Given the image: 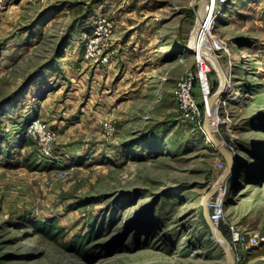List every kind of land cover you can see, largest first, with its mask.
Returning <instances> with one entry per match:
<instances>
[{
	"label": "rangeland",
	"instance_id": "1",
	"mask_svg": "<svg viewBox=\"0 0 264 264\" xmlns=\"http://www.w3.org/2000/svg\"><path fill=\"white\" fill-rule=\"evenodd\" d=\"M199 4L0 0V264H228L204 221L215 184L236 264H264V0H227L214 20L230 72L215 131L236 152L225 179L204 126L221 73L191 44ZM102 15L114 31L95 40ZM199 56L210 93L199 76L204 116L187 121L177 81Z\"/></svg>",
	"mask_w": 264,
	"mask_h": 264
},
{
	"label": "built area",
	"instance_id": "2",
	"mask_svg": "<svg viewBox=\"0 0 264 264\" xmlns=\"http://www.w3.org/2000/svg\"><path fill=\"white\" fill-rule=\"evenodd\" d=\"M211 3V14L213 17L216 13H218V10L227 3V0H209ZM221 14V13H220ZM220 14L217 16L220 17ZM214 17V18H217ZM96 18V19H95ZM93 18L94 21V29L91 35L92 37H95L97 40L98 38H103L105 35H108L112 31H114V21L107 15H102L99 17ZM108 26V27H105ZM215 28V26H214ZM222 41V39H220ZM103 41V40H102ZM90 46H98L99 42H94V39L90 40ZM222 48H225L222 46ZM208 60L204 59L203 57L199 56V65L197 67V70H190L187 71L184 75L179 77L177 81V95L178 100L180 102V111L183 116V118L187 121H196L199 118H201V110L199 107V100L197 99L196 92H194L195 85L197 83V79L200 76L201 80V86L202 90L207 97L209 95V89H206L208 86L209 78H208V70L210 69L209 64L207 63ZM208 79V80H207ZM209 92V93H208ZM40 125L39 122H36L34 124L35 129ZM106 129L108 131H114L115 126L111 123L106 124ZM217 202V200H216ZM212 212L211 216L214 221L220 220L224 217V213L222 211V205L221 204H215L214 201L211 202ZM231 235V242L233 243H239L241 242V234L240 232L232 227L230 230ZM231 245V244H230ZM239 264V257L237 258Z\"/></svg>",
	"mask_w": 264,
	"mask_h": 264
},
{
	"label": "bare ground",
	"instance_id": "3",
	"mask_svg": "<svg viewBox=\"0 0 264 264\" xmlns=\"http://www.w3.org/2000/svg\"><path fill=\"white\" fill-rule=\"evenodd\" d=\"M207 1L208 0L203 1L202 7L200 8V11H199L200 18L198 21L200 22V25H201V28L198 33L199 35L197 36L195 34L193 35L191 44L193 45V47H195L197 51L204 54L206 58L211 59L210 61L217 67V69L221 73L222 86L220 88V92L218 93V96H216L213 99L212 104L210 106L211 125L215 129L217 128L218 122L220 121L218 110L220 107L221 94L223 90L226 88V86L229 84L230 72L228 71V68L224 67V63L222 62V59L220 58L218 54H216L217 52H215L216 44L214 42L215 36L213 34V27H214V20H216L217 18H214V17H217L220 14V12L218 11V13H216L215 16L213 17V15L211 14L212 12L211 3ZM207 138L209 141H212L210 136H208ZM234 169H236V161L234 162ZM226 183H228V181ZM215 204H217V202H215ZM216 226L218 227L217 224ZM214 232L217 234L216 230ZM231 249H232V246H231Z\"/></svg>",
	"mask_w": 264,
	"mask_h": 264
},
{
	"label": "water",
	"instance_id": "4",
	"mask_svg": "<svg viewBox=\"0 0 264 264\" xmlns=\"http://www.w3.org/2000/svg\"><path fill=\"white\" fill-rule=\"evenodd\" d=\"M204 0H200V8L202 7ZM201 28L200 22L197 21L194 31L193 33L197 36L199 35V30ZM222 85V83H221ZM221 88V86H220ZM220 92V89L215 92L209 100H207L206 102V110H205V130L208 133V135L211 137L212 142L216 145L217 149L225 156L227 162H228V167L222 177V179H225L227 176L230 175V173L233 171L234 169V162L236 160V152L231 150L230 148L226 147L218 138V136L216 135V131L215 129L212 127L211 125V118H210V106L212 104L213 99L218 96V93ZM218 189V185H214L204 196L203 199V214H204V218L206 219L209 227L211 230L217 232V237L219 239V241L221 242V244L224 247V251L226 253V256L228 258V264H236V258L234 256L233 250L231 249L230 246V241L227 239V237L225 236V234L223 233V231L221 229H219L216 226V222L213 220L212 216H211V209L209 206V202H210V198L213 197V195L216 193Z\"/></svg>",
	"mask_w": 264,
	"mask_h": 264
},
{
	"label": "trees",
	"instance_id": "5",
	"mask_svg": "<svg viewBox=\"0 0 264 264\" xmlns=\"http://www.w3.org/2000/svg\"><path fill=\"white\" fill-rule=\"evenodd\" d=\"M204 107H205V103L202 102V104L200 105V109L202 111V115L203 116H204ZM204 221H205L206 225L209 227V225H208V223H207V221H206L205 218H204ZM53 222L56 223L55 221H53ZM42 225H45V227H44L45 228V231L46 232H49L48 230H50L49 228H51V226L48 225V224H42ZM55 227L57 228L56 232H51V233L49 232V234H52L54 236L59 235V234H61V235L64 234V232H60V231H62V229H60L57 226H55ZM56 238H58V236ZM86 240H87L86 238H82V239L80 238L78 240H74V243L71 245L72 246L71 248L72 249H75L76 251L83 252L85 255H88L89 253H87L85 251V248L83 247L85 245Z\"/></svg>",
	"mask_w": 264,
	"mask_h": 264
}]
</instances>
